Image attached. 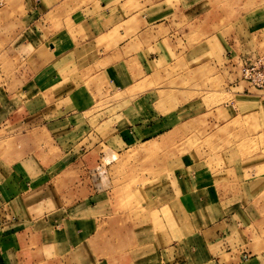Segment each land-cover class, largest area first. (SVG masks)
I'll use <instances>...</instances> for the list:
<instances>
[{"label": "crops", "instance_id": "0c3cea01", "mask_svg": "<svg viewBox=\"0 0 264 264\" xmlns=\"http://www.w3.org/2000/svg\"><path fill=\"white\" fill-rule=\"evenodd\" d=\"M7 5L0 264H264V95L238 77L212 110L178 80L202 63L216 70V55L240 69L264 54V0H16V15ZM100 115L128 118L112 140L83 145ZM214 130L220 151L162 153L152 173L160 138L180 132L181 149ZM134 151L144 174L130 181L161 182L141 186L132 217L110 188Z\"/></svg>", "mask_w": 264, "mask_h": 264}, {"label": "rangeland", "instance_id": "374dc122", "mask_svg": "<svg viewBox=\"0 0 264 264\" xmlns=\"http://www.w3.org/2000/svg\"><path fill=\"white\" fill-rule=\"evenodd\" d=\"M8 2L7 10L5 9V14L10 15H16L21 14L22 10L21 8L16 7V0H0V14L1 8L3 7L2 4L4 2ZM144 1V0H143ZM151 1V0H147ZM1 16V15H0ZM201 23V22H200ZM205 23V22H204ZM202 24V23H201ZM7 26V23H6ZM8 27H3L2 22L0 21V35L3 32H6ZM1 44V42H0ZM204 46V45H203ZM1 55H0V65L1 62ZM207 60V58H206ZM217 62V69L213 70L208 68L207 64H203L198 70H185L182 72L181 75L178 76V80H182L184 83V87H188V85H193L196 89V93L200 95L203 99V102L209 107L212 108V110L222 109V106L228 102V97L230 95H227L228 91L232 87L231 84L234 82L238 77H240V69L238 66L233 65L230 61H223L219 56L216 55ZM203 61V60H202ZM8 70V69H6ZM5 70V71H6ZM226 77H229V81H227ZM197 95V94H196ZM124 107V105H121V109ZM106 109V105L100 104L99 110L104 111ZM111 112V111H110ZM123 112V111H122ZM127 116H121V118H112V117H104V115H100L99 117H92L88 118L90 120V123L93 127V131L90 130V132H87L85 135H83L82 138H84L83 145L88 144V142L91 145L96 144L98 141H110L113 139L112 136H114L113 129H114V123L120 121L126 120ZM86 119V118H85ZM81 122H85L84 119L81 120ZM80 123V122H79ZM79 137H76L75 135H72V137H69L73 143L77 142ZM159 144L154 143L149 148L150 155H153V158L151 160L152 163V173L159 172V166L156 161L161 159L162 153H164V157L167 156H176L180 155V153L191 151L193 146H197L201 149L205 148L206 151L210 152H217L221 150V146L223 144L222 142L219 143L216 142L217 135L216 131L214 130L210 134H201L200 137L195 136L191 134L188 139L186 140L185 146L180 149L179 145H174V142L180 141V132H173L171 134L166 135L163 138H160L159 140H162ZM163 142V143H162ZM165 145V146H164ZM164 146V148H163ZM220 147V148H218ZM78 152H81L80 148L77 149ZM164 150V152H162ZM136 152V151H134ZM125 153V152H124ZM132 154L131 152H126L123 156L124 158L128 155ZM134 154V153H133ZM134 158H131L130 160H124L122 161V166L116 170L115 180L112 184V187L110 188V195L112 200H114V203L116 205L117 210H124L126 212H130L131 216L134 217L139 213L140 210L144 208L145 199L139 195V189L141 186H146L148 188L157 189L160 187L161 180L157 178V174H154L152 178H150L147 181H130V179L134 178V174H144V165L145 161L141 160L139 156V153L136 152ZM123 158V159H124ZM158 168V170H157ZM143 176V175H142ZM143 178V177H142ZM137 189L138 195L136 196L135 193L131 195V190ZM135 195V196H134ZM153 202H155V199H153Z\"/></svg>", "mask_w": 264, "mask_h": 264}, {"label": "built area", "instance_id": "2783aa9c", "mask_svg": "<svg viewBox=\"0 0 264 264\" xmlns=\"http://www.w3.org/2000/svg\"><path fill=\"white\" fill-rule=\"evenodd\" d=\"M239 62L241 80L264 95V54L244 56Z\"/></svg>", "mask_w": 264, "mask_h": 264}]
</instances>
